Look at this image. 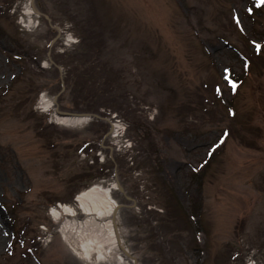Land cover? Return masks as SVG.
I'll return each instance as SVG.
<instances>
[{
    "label": "rangeland",
    "instance_id": "1",
    "mask_svg": "<svg viewBox=\"0 0 264 264\" xmlns=\"http://www.w3.org/2000/svg\"><path fill=\"white\" fill-rule=\"evenodd\" d=\"M259 2L0 0V89L7 87L0 101L3 264H161L142 241L146 225L150 220L159 228L176 210L175 223L186 229L174 240L176 264H264V0ZM237 49L258 55L250 63ZM65 52L66 66L50 64L48 59H65ZM99 55L105 64L97 63ZM56 66L70 83L59 96ZM227 70L242 73L233 93ZM104 85L114 93L106 94L114 102L107 107ZM54 96L62 97L60 112L96 113L72 105L94 102L115 114L119 125L100 145L109 124L61 123ZM224 128L229 134L223 138ZM153 168L168 185L175 207L169 212L152 186ZM94 185L108 189L119 206L99 220L114 219L130 257L120 250L80 256L84 248L76 250L64 238L63 223L86 217L76 195Z\"/></svg>",
    "mask_w": 264,
    "mask_h": 264
},
{
    "label": "bare ground",
    "instance_id": "2",
    "mask_svg": "<svg viewBox=\"0 0 264 264\" xmlns=\"http://www.w3.org/2000/svg\"><path fill=\"white\" fill-rule=\"evenodd\" d=\"M32 8L33 7H31V9ZM61 93L62 91H59V95H61ZM52 103L54 108H59L60 104H62L58 98H54ZM56 114L57 113H55V115ZM57 117L61 123L65 124H80L85 122V125L87 120L89 122V119H87L85 115H58ZM112 125L113 128L111 133L114 132L116 125H119V123L117 120H112ZM76 200H78L77 202H79L86 217L83 221L79 222L66 221L63 223L61 230L64 238L69 243L72 242V244L75 245L76 250H78L79 247L84 248L83 250H78L80 256H88V254H90L89 252L92 250L96 251V255L109 256L110 254H113L114 251L120 250L119 253H122L125 257H130V255H126L127 253L125 250L121 249L120 242H117V229L115 227L114 219H108L103 222L99 220L100 215L109 211H111L112 214L115 209L116 204L111 199L109 190H103L99 185H94L87 190L80 191L76 195ZM70 207L72 206L66 205L64 206V209L71 210ZM56 212L57 211L54 210V213Z\"/></svg>",
    "mask_w": 264,
    "mask_h": 264
},
{
    "label": "trees",
    "instance_id": "3",
    "mask_svg": "<svg viewBox=\"0 0 264 264\" xmlns=\"http://www.w3.org/2000/svg\"><path fill=\"white\" fill-rule=\"evenodd\" d=\"M86 39V37L84 38ZM82 39V41L84 40ZM245 48H242V50H244ZM245 55L243 56L248 62L250 61L251 63V58L253 56H257L256 54L254 53H250L249 51L245 50ZM66 58L63 59V60H58L57 57H54L53 58V62L58 65L59 64H62L64 66H66L68 63V59L70 58L69 54L67 52H65L63 54ZM22 57V56H21ZM81 57V58H80ZM86 57V55H78V57H76L78 60L79 58L82 59ZM17 60H20L18 58H15ZM25 62V61H23ZM103 63L105 64L106 63V59L104 60V57H101L100 58V55L97 59V63ZM52 65V64H51ZM53 66V65H52ZM55 66V65H54ZM55 69V67H54ZM77 69V68H76ZM56 70V69H55ZM25 73V69L24 70H21L20 71V75L23 76ZM82 73H85V74H88V73H91L93 74V71L92 69L87 73V71H82ZM84 74V75H85ZM92 76V75H91ZM230 78L234 81H237V80H240L242 79V73H235V72H231V75H230ZM64 80V85H66V89H68V86L70 85L69 81L66 79H63ZM93 87V86H92ZM89 88V87H88ZM102 91L100 93H102V96L104 97L105 99V103L102 104L104 107H107V106H110L109 103H114L113 100L109 99V97L106 96L107 95H111V94H114L111 90L112 88L110 87H106V85L102 86ZM90 89V88H89ZM6 90H7V87L6 88H1L0 89V101L2 102V95L6 93ZM58 90H60V84L58 83ZM65 90V89H64ZM90 91L92 92L93 90L90 89ZM64 93V91L62 92V94ZM86 96L84 95L83 99L85 100ZM62 100V97H59V101L61 102ZM71 104V102H70ZM72 105H74L73 107V110L74 111H91V112H96V113H99V109L100 106H97L96 104H94V102L92 103H88L87 106L85 105H79L78 103H75L73 101ZM217 105V104H216ZM94 106V107H93ZM96 106V107H95ZM114 110H118L116 109L115 107H113ZM72 110V108H71ZM96 121V124L97 126L101 127L106 125V122L105 121H102V120H95ZM105 133V132H104ZM103 133V134H104ZM102 134L100 135V138H102ZM148 153V152H147ZM118 160V159H117ZM154 167V166H153ZM154 172L151 170V173L153 172L155 177H151V183L152 186H154L155 188L158 189V194L160 196V198L162 199V202H163V209L164 210H167L168 212L170 211L171 209V206L174 207V204H172L171 202V198H170V193H169V190H168V185L162 180V178L158 175V172L156 169H154ZM196 175H194L195 177L199 175V173H195ZM156 189V190H157ZM167 207H170V208H167ZM11 209H8L9 213H14L12 211L13 209V206L10 207ZM175 208V207H174ZM155 213V212H154ZM155 214H160V213H155ZM150 215V214H149ZM146 216V215H145ZM178 213H177V210L174 211V212H171L167 215L166 219H167V224H164V225H158L159 228H156V227H153L151 226L150 224V220L148 221V225L146 226H149V228H147V232H146V236H144V238H146L145 240L143 239L142 241L146 244V249L153 253L155 255V258L157 259L156 262H161V264H176V260H175V257L176 255H178V249L176 248V241L175 238L176 236L179 235L180 232H183L184 228H181L180 226V222L179 223H175L176 219L178 218ZM194 216L193 213L189 214L187 216V219L189 220V224H193L194 222H192L191 220V217ZM143 225V224H142ZM145 225H143L144 227ZM145 226V227H146ZM165 226V227H164ZM161 227L164 229H161ZM20 230L18 229L17 226H15V236H17L20 232ZM161 233V234H159ZM163 238H166L168 240L164 241ZM152 241V243H151ZM198 244H199V241H198ZM35 246V243H31L30 247H33ZM3 255H0V258L2 257ZM201 256V255H199ZM169 257V258H168ZM162 260V261H161ZM4 262V260H2ZM2 261L0 260V264H3Z\"/></svg>",
    "mask_w": 264,
    "mask_h": 264
},
{
    "label": "water",
    "instance_id": "4",
    "mask_svg": "<svg viewBox=\"0 0 264 264\" xmlns=\"http://www.w3.org/2000/svg\"><path fill=\"white\" fill-rule=\"evenodd\" d=\"M57 114L58 115H64V116H79V115H82V114H77V113H68V112H59V111H57ZM121 189V188H120ZM119 206L117 205V206H115V209H114V211H113V214H115V212H116V210H117V208H118ZM119 241V238H117V242ZM121 249L122 250H124L122 247H121ZM128 255V254H127Z\"/></svg>",
    "mask_w": 264,
    "mask_h": 264
}]
</instances>
